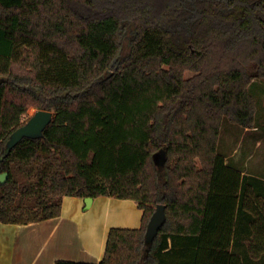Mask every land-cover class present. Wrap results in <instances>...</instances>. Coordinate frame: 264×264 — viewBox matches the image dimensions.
Here are the masks:
<instances>
[{"label": "trees", "instance_id": "16d2710c", "mask_svg": "<svg viewBox=\"0 0 264 264\" xmlns=\"http://www.w3.org/2000/svg\"><path fill=\"white\" fill-rule=\"evenodd\" d=\"M255 78L264 0H0V221L108 195L141 225L112 227L98 263L55 264H264V181L218 150L224 118L255 127ZM29 105L54 117L6 154Z\"/></svg>", "mask_w": 264, "mask_h": 264}, {"label": "crops", "instance_id": "0c3cea01", "mask_svg": "<svg viewBox=\"0 0 264 264\" xmlns=\"http://www.w3.org/2000/svg\"><path fill=\"white\" fill-rule=\"evenodd\" d=\"M143 211L135 200L108 195L65 196L59 216L29 224L0 221V264L100 262L112 227L138 228Z\"/></svg>", "mask_w": 264, "mask_h": 264}, {"label": "rangeland", "instance_id": "374dc122", "mask_svg": "<svg viewBox=\"0 0 264 264\" xmlns=\"http://www.w3.org/2000/svg\"><path fill=\"white\" fill-rule=\"evenodd\" d=\"M193 74L192 71L186 72L188 77ZM250 91L257 101L255 127L246 128L224 118L218 150L227 163L243 175L264 181V79L255 78L250 85ZM37 110L35 105H29L27 113L23 115V121H27Z\"/></svg>", "mask_w": 264, "mask_h": 264}, {"label": "water", "instance_id": "95a60500", "mask_svg": "<svg viewBox=\"0 0 264 264\" xmlns=\"http://www.w3.org/2000/svg\"><path fill=\"white\" fill-rule=\"evenodd\" d=\"M54 112L46 109H38L24 124L19 126L12 132L6 143V154L17 145L24 137L40 138L44 134V130L51 123ZM3 159V156H0ZM9 178L8 172L0 173V184L5 183ZM87 201H91L92 197H86ZM166 219V206L159 204L153 213L147 228L146 239L152 241L158 233L161 225Z\"/></svg>", "mask_w": 264, "mask_h": 264}]
</instances>
